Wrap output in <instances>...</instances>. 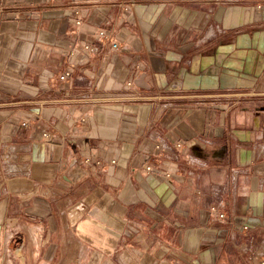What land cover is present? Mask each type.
Wrapping results in <instances>:
<instances>
[{"label": "crops", "instance_id": "1", "mask_svg": "<svg viewBox=\"0 0 264 264\" xmlns=\"http://www.w3.org/2000/svg\"><path fill=\"white\" fill-rule=\"evenodd\" d=\"M0 264H264V0H0Z\"/></svg>", "mask_w": 264, "mask_h": 264}, {"label": "built area", "instance_id": "2", "mask_svg": "<svg viewBox=\"0 0 264 264\" xmlns=\"http://www.w3.org/2000/svg\"><path fill=\"white\" fill-rule=\"evenodd\" d=\"M76 24H79V22H77ZM97 38L99 40H102V41L106 42L107 45L113 50H117L119 48V45H118L117 41H111L110 38L103 31H98L97 32ZM85 48L88 49V47H85ZM68 76H69L68 72H63L62 74L59 75V79L63 81ZM41 137L44 138V139H47L48 138V134L47 133H42ZM150 170H151V165L149 163H147V164H145L143 166V171L144 172L149 173ZM165 176L168 177L169 174L166 173ZM224 219H225V215L223 213L217 214V216H216V220L217 221H224Z\"/></svg>", "mask_w": 264, "mask_h": 264}]
</instances>
